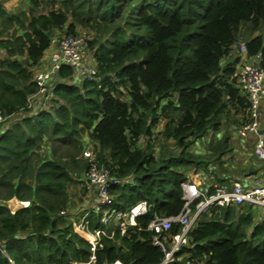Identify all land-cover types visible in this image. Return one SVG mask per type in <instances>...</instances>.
<instances>
[{
  "label": "trees",
  "instance_id": "obj_1",
  "mask_svg": "<svg viewBox=\"0 0 264 264\" xmlns=\"http://www.w3.org/2000/svg\"><path fill=\"white\" fill-rule=\"evenodd\" d=\"M27 1L17 12L0 2V264H88L94 256L96 264H264V220L247 207L201 212L167 263L149 230L157 216L182 212L191 170L232 179L230 138L200 142L231 115L246 120L249 102L235 81L241 59H224L247 26V57L260 54L264 69V0ZM81 31L92 33L96 74L64 64L42 91L34 76L52 38ZM87 147L117 180L103 211L147 202L124 233L90 212V232L115 233L94 252L69 219ZM13 198L28 206L11 212ZM169 231L179 235L181 225Z\"/></svg>",
  "mask_w": 264,
  "mask_h": 264
},
{
  "label": "built area",
  "instance_id": "obj_2",
  "mask_svg": "<svg viewBox=\"0 0 264 264\" xmlns=\"http://www.w3.org/2000/svg\"><path fill=\"white\" fill-rule=\"evenodd\" d=\"M87 33H68L61 36H54L51 40L52 47L48 51L45 61L47 68L38 70L34 80L45 90L47 79L57 72L62 65H71L77 72L85 74L87 77L94 76L96 69L94 65L84 69L86 52L88 51ZM234 49L240 56L241 61L236 67L235 81L243 95L246 96L249 106L246 112V120L240 125L234 124L231 130L239 138L254 137L253 153L262 163V167L256 174L250 175L242 181L222 180L218 182L212 174V170H199L191 172L189 180L182 184L183 199L185 201L182 212L176 217L157 216L149 224V230L153 232L152 242L155 246H160L166 254L164 263L173 259L174 252L179 251L182 244H187L188 233L199 219L200 213L207 211L210 206H233L238 209L243 207L257 210L264 215V134L260 131L264 128V69L262 68L261 55L247 57V46L245 42H238ZM3 116L0 112V124ZM83 156L89 160L90 165L83 177V182L87 191L95 192L96 198L89 212L83 217H72L71 223L74 229L91 245L94 252L97 247L102 246V237L113 238L114 232L110 234L105 230H95L90 232L87 228V216L90 212H103V223L109 225L114 221L116 230L122 233L129 228L136 227V217L147 212V202L141 201L127 212L104 210L112 201L110 187L117 182L112 177L110 170L98 165L93 148L87 147ZM206 172V173H205ZM195 205V210L192 206ZM65 214L64 212H61ZM172 223L181 225L179 235L170 236L168 233ZM0 253L5 254L0 245ZM95 256L88 264H96ZM104 264H124L120 259Z\"/></svg>",
  "mask_w": 264,
  "mask_h": 264
},
{
  "label": "crops",
  "instance_id": "obj_3",
  "mask_svg": "<svg viewBox=\"0 0 264 264\" xmlns=\"http://www.w3.org/2000/svg\"><path fill=\"white\" fill-rule=\"evenodd\" d=\"M241 42H242V40H241ZM48 51H47L46 55L44 56V61L48 57V53H49ZM239 57L240 56L237 53V51L235 49H233L232 53L227 58L224 59V63H231L232 59L239 58ZM84 63H85L84 64V69H87L88 67L94 65L93 57L86 58ZM46 68H47V65L43 64L37 70H41V69L45 70ZM263 111H264V102H263ZM243 119H244L243 113H240L239 115H231V116L227 117L226 119L223 120V126L224 127H222L219 131H211L210 133H208L206 135L207 137L204 138L200 142V144L203 146L204 144L206 145V144H209L210 142L216 143L224 135H227L230 138V144L233 146L232 152L228 153V155H227V159H229V163H230V166H231V168H229V169L230 170L231 169H235L237 173H241V171H244L245 172L244 176H246V178H247L248 176L256 174L257 172H259V170L262 167V165H261L262 163L255 157V155L253 153L254 137L250 136V137H247V138H242V137L239 138L231 130V127L234 124L240 125L242 123ZM198 147H200V146L198 145ZM200 151H201V149H200ZM192 172H193V170H192ZM189 175H190V173H189ZM222 175H225L226 178H227L228 173H226V174L223 173ZM235 176H236V174H233L231 180H236ZM72 191H73V189H72ZM83 196H85V195H83ZM95 198H96V194H95L94 191L93 192L90 191V194L86 195V197L84 198V202H85L86 205H83V207L80 209V212H81V214L83 216L86 213L85 212L86 210L88 211V210L91 209V206L93 205V202H94ZM14 200H17L18 203L20 204L18 208H11L9 206V202L10 203H14L15 202ZM6 204L9 207V209L11 210V212H15V211H17V210H19V209H21L23 207H27L28 206L27 202L19 201L16 198L8 200V202ZM262 220H264V219H261L260 221H262Z\"/></svg>",
  "mask_w": 264,
  "mask_h": 264
},
{
  "label": "rangeland",
  "instance_id": "obj_4",
  "mask_svg": "<svg viewBox=\"0 0 264 264\" xmlns=\"http://www.w3.org/2000/svg\"><path fill=\"white\" fill-rule=\"evenodd\" d=\"M0 2H4V5H5V7L9 10V11H20V10H23L24 8H29V4H28V1L27 0H0ZM247 30V26H243V28H242V32H244V31H246ZM82 32H85V31H82ZM242 32H240V38L242 39V41H244L245 39H246V36H242ZM263 34H264V30H262L261 31ZM88 35H87V38H88V40L90 39H92L93 37H92V33H88V32H86ZM256 34H258V32L256 33ZM255 34V35H256ZM90 49V48H89ZM88 49V51L86 52V56H85V59L86 58H90V57H93L92 56V54H91V50H89ZM94 63V62H93ZM163 123H164V121L163 122H161V124H160V126L159 127H157L156 129H155V133L157 134V130H159V129H162V127H163ZM207 136H205L204 138H206ZM142 143H144V141H142ZM206 148H208L209 147V144H206V146H205ZM194 149L196 150V151H200V147H197V146H195L194 147ZM202 150V149H201ZM206 150V149H205ZM203 151V150H202ZM231 172H232V174H236V180H238V181H242L244 178H246V176H244V173L245 172H242L241 171V173H237L236 172V170L235 169H231L230 170ZM192 172V170L190 171V173ZM206 173V172H205ZM188 176H189V173H188ZM84 185H74L73 187H75L74 189H73V193H72V196H71V199H72V205H71V207H70V209H69V212H71V213H73V215H72V217H82V214H81V212H80V209L83 207V205H86L85 204V202H84V198L86 197V196H83L84 195V193L86 192L85 190H83V187ZM81 189L82 191H81V193H80V191H78V189ZM13 201V200H12ZM15 202L14 203H10L9 202V206L11 207V208H18L19 207V203H18V201L17 200H14ZM253 214L255 215V220L256 221H260L261 219H264V215H262L261 213H259V212H257V210H253ZM72 217H70L69 219L71 220V218ZM70 220H69V222H70Z\"/></svg>",
  "mask_w": 264,
  "mask_h": 264
},
{
  "label": "water",
  "instance_id": "obj_5",
  "mask_svg": "<svg viewBox=\"0 0 264 264\" xmlns=\"http://www.w3.org/2000/svg\"><path fill=\"white\" fill-rule=\"evenodd\" d=\"M260 133H261V134H262V133L264 134V128L260 131Z\"/></svg>",
  "mask_w": 264,
  "mask_h": 264
},
{
  "label": "bare ground",
  "instance_id": "obj_6",
  "mask_svg": "<svg viewBox=\"0 0 264 264\" xmlns=\"http://www.w3.org/2000/svg\"><path fill=\"white\" fill-rule=\"evenodd\" d=\"M87 241V240H86Z\"/></svg>",
  "mask_w": 264,
  "mask_h": 264
}]
</instances>
